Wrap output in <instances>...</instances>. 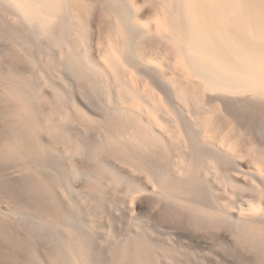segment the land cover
<instances>
[{"label":"bare ground","instance_id":"6f19581e","mask_svg":"<svg viewBox=\"0 0 264 264\" xmlns=\"http://www.w3.org/2000/svg\"><path fill=\"white\" fill-rule=\"evenodd\" d=\"M0 117V264H264V0H0Z\"/></svg>","mask_w":264,"mask_h":264},{"label":"rangeland","instance_id":"374dc122","mask_svg":"<svg viewBox=\"0 0 264 264\" xmlns=\"http://www.w3.org/2000/svg\"><path fill=\"white\" fill-rule=\"evenodd\" d=\"M97 93L99 92V93H101V91H98L97 89H94ZM155 92V91H154ZM98 93V94H99ZM98 94H96V95H98ZM102 94V93H101ZM100 94V95H101ZM155 94H157V93H155ZM103 95V94H102ZM101 95V97H96L97 99H99L100 100V103L102 104V106H104V107H107V106H105L104 104H108L107 103V98L105 97V96H102ZM104 98H106L105 100H104ZM103 101V102H102ZM105 102V103H104ZM2 119V117H0V120ZM73 162H75V161H73ZM79 165V164H78ZM89 191H90V189H88ZM89 191H87V192H89ZM107 198H105V200H103V202H105L104 204H102V205H99L98 207H96V206H94L95 208H92L93 207V205H95V204H93V202H92V204L90 203L89 204V202L88 201H90V200H86V202H88V203H85L84 202V204H82V202H83V200H79V204H78V206L79 207H82V208H84V206H85V208L83 209V210H85L87 207H89V205H91L89 208H91V211H89L88 210V208H87V210H86V212H85V215L86 216H88L89 215V213H91L92 215L93 214H95V215H89V216H91V217H89L88 216V220L90 221V219H93L94 217V219H93V223H95V224H93V223H91V225H95L96 226V234L99 236V237H101V239H103V243H107V244H111L112 242H113V239H115V236H114V234H115V230H113V219H115L116 218V215H124V213H121L120 211H119V207H117V202L118 201H120L121 199V197L119 198V200H118V197L117 196H114L111 192H107ZM113 195V196H112ZM109 197V198H108ZM113 198V199H112ZM117 199V200H115V199ZM108 201H107V200ZM112 199V200H111ZM91 202V201H90ZM113 202V203H112ZM83 205V206H80V205ZM87 204V205H86ZM89 204V205H88ZM87 206V207H86ZM123 208V207H122ZM118 209V210H117ZM94 211V212H93ZM234 212H235V210H234ZM17 213L18 214H23V211L22 210H18L17 211ZM88 215H87V214ZM160 228L162 229L163 227H161L160 226ZM159 228V229H160ZM160 229V230H161ZM163 235H165L166 236V234H161L160 233V237H163ZM166 252H167V254H168V256H169V258H175V254L170 250V249H168V250H166ZM163 255V254H162Z\"/></svg>","mask_w":264,"mask_h":264}]
</instances>
